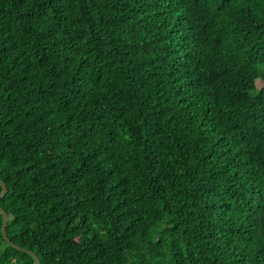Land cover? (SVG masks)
Returning <instances> with one entry per match:
<instances>
[{
	"label": "trees",
	"instance_id": "trees-1",
	"mask_svg": "<svg viewBox=\"0 0 264 264\" xmlns=\"http://www.w3.org/2000/svg\"><path fill=\"white\" fill-rule=\"evenodd\" d=\"M0 181V264H264V0H0Z\"/></svg>",
	"mask_w": 264,
	"mask_h": 264
},
{
	"label": "water",
	"instance_id": "water-1",
	"mask_svg": "<svg viewBox=\"0 0 264 264\" xmlns=\"http://www.w3.org/2000/svg\"><path fill=\"white\" fill-rule=\"evenodd\" d=\"M0 186H2L3 190L0 193V199L7 193L8 188L7 185L5 184V182L0 181ZM0 211L3 213V225H2V231H3V235L5 240L12 246L15 247H19L17 244H15L14 242H12L8 236L7 233V224H8V213L6 212V210L0 205ZM23 250H27L30 254H32L34 256L35 259V263L36 264H41L39 257L35 254V252L28 250L26 248H23Z\"/></svg>",
	"mask_w": 264,
	"mask_h": 264
},
{
	"label": "rangeland",
	"instance_id": "rangeland-1",
	"mask_svg": "<svg viewBox=\"0 0 264 264\" xmlns=\"http://www.w3.org/2000/svg\"><path fill=\"white\" fill-rule=\"evenodd\" d=\"M263 85V81L262 80H259L258 81V86H262Z\"/></svg>",
	"mask_w": 264,
	"mask_h": 264
}]
</instances>
